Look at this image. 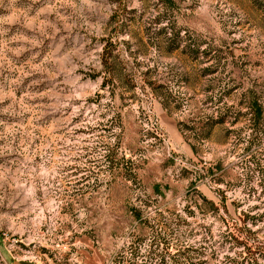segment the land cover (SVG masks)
<instances>
[{"label":"rangeland","instance_id":"1","mask_svg":"<svg viewBox=\"0 0 264 264\" xmlns=\"http://www.w3.org/2000/svg\"><path fill=\"white\" fill-rule=\"evenodd\" d=\"M249 89L264 0H0V264H232L229 224L264 241Z\"/></svg>","mask_w":264,"mask_h":264},{"label":"trees","instance_id":"2","mask_svg":"<svg viewBox=\"0 0 264 264\" xmlns=\"http://www.w3.org/2000/svg\"><path fill=\"white\" fill-rule=\"evenodd\" d=\"M179 31L175 32V38L179 37ZM178 49V46L175 47ZM108 50H105L102 65L103 70L109 79H114V70L112 68V62L110 55L107 54ZM244 99L241 105L246 109V114L251 117L252 129L263 130L262 122L264 121V105L260 98L256 96L254 90L249 89L244 92ZM205 137V136H204ZM208 135L206 136V138ZM212 207L217 210L218 207L213 203ZM249 215L244 214L238 221H234L228 225L226 239L227 242L232 244L234 248L242 249L238 252L235 258H228L232 264H264V241H261L255 232H252L249 227L248 220ZM254 219V218H251ZM169 254H171L169 252Z\"/></svg>","mask_w":264,"mask_h":264},{"label":"crops","instance_id":"3","mask_svg":"<svg viewBox=\"0 0 264 264\" xmlns=\"http://www.w3.org/2000/svg\"><path fill=\"white\" fill-rule=\"evenodd\" d=\"M17 262H20V263H29V262H26V261H17Z\"/></svg>","mask_w":264,"mask_h":264}]
</instances>
